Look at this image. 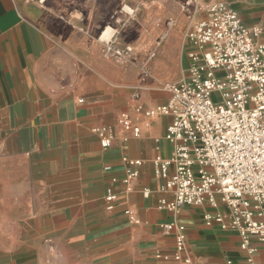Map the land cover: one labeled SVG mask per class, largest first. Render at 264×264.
Instances as JSON below:
<instances>
[{
	"label": "crops",
	"instance_id": "0c3cea01",
	"mask_svg": "<svg viewBox=\"0 0 264 264\" xmlns=\"http://www.w3.org/2000/svg\"><path fill=\"white\" fill-rule=\"evenodd\" d=\"M185 1L0 0V264H172L155 257L175 250L166 223L186 228L192 264H249L238 233L206 226L209 205L160 207L172 197L152 162L172 154V118L138 109L168 104L188 71L195 18ZM196 1H225L247 27L264 28V0ZM112 37L133 49L128 65L104 56ZM123 115L140 137L123 129ZM125 157L143 161L127 184ZM252 246L250 264H264V244Z\"/></svg>",
	"mask_w": 264,
	"mask_h": 264
},
{
	"label": "built area",
	"instance_id": "2783aa9c",
	"mask_svg": "<svg viewBox=\"0 0 264 264\" xmlns=\"http://www.w3.org/2000/svg\"><path fill=\"white\" fill-rule=\"evenodd\" d=\"M34 1L44 6L47 0ZM182 10H190V17L195 18L188 34L193 47L188 71L170 87L168 104L138 109L150 119L172 118L165 135L172 154L157 156L152 162L155 175L165 182L162 191L172 197L161 199L160 207L177 213L185 207L209 205L216 212L205 214L206 226L238 233L250 264L258 252L252 242L264 244V28L247 27L225 1L186 0ZM103 42L104 56L121 65L131 62V47H121L115 37ZM120 123L125 131L140 137V127L128 116L123 115ZM96 133L102 148L110 149L109 130ZM123 160L127 184L139 177L143 161ZM105 200L107 210L113 211L117 195L109 190ZM221 205L227 212H218ZM125 213L137 221L131 210ZM161 229L175 233L176 246L173 253H157L156 259L192 264L186 228L166 223Z\"/></svg>",
	"mask_w": 264,
	"mask_h": 264
},
{
	"label": "bare ground",
	"instance_id": "6f19581e",
	"mask_svg": "<svg viewBox=\"0 0 264 264\" xmlns=\"http://www.w3.org/2000/svg\"><path fill=\"white\" fill-rule=\"evenodd\" d=\"M109 35V34H108Z\"/></svg>",
	"mask_w": 264,
	"mask_h": 264
}]
</instances>
